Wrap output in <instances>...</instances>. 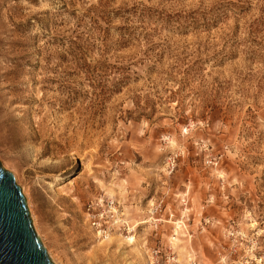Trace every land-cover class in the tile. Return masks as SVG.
Here are the masks:
<instances>
[{
	"label": "rangeland",
	"instance_id": "374dc122",
	"mask_svg": "<svg viewBox=\"0 0 264 264\" xmlns=\"http://www.w3.org/2000/svg\"><path fill=\"white\" fill-rule=\"evenodd\" d=\"M0 164L53 264H264V0H0Z\"/></svg>",
	"mask_w": 264,
	"mask_h": 264
},
{
	"label": "water",
	"instance_id": "95a60500",
	"mask_svg": "<svg viewBox=\"0 0 264 264\" xmlns=\"http://www.w3.org/2000/svg\"><path fill=\"white\" fill-rule=\"evenodd\" d=\"M0 264H53L33 228L14 175L1 164Z\"/></svg>",
	"mask_w": 264,
	"mask_h": 264
},
{
	"label": "built area",
	"instance_id": "2783aa9c",
	"mask_svg": "<svg viewBox=\"0 0 264 264\" xmlns=\"http://www.w3.org/2000/svg\"><path fill=\"white\" fill-rule=\"evenodd\" d=\"M85 219L89 227L102 238L110 237L116 231L130 235L134 225L127 220L118 202L110 197H98L85 206ZM149 264H180L172 250L155 246L150 250ZM189 264H197L195 261Z\"/></svg>",
	"mask_w": 264,
	"mask_h": 264
},
{
	"label": "bare ground",
	"instance_id": "6f19581e",
	"mask_svg": "<svg viewBox=\"0 0 264 264\" xmlns=\"http://www.w3.org/2000/svg\"><path fill=\"white\" fill-rule=\"evenodd\" d=\"M38 129H39V128H38ZM140 223H145V222H140ZM140 223H139V224H140ZM107 238H110V237H107Z\"/></svg>",
	"mask_w": 264,
	"mask_h": 264
}]
</instances>
